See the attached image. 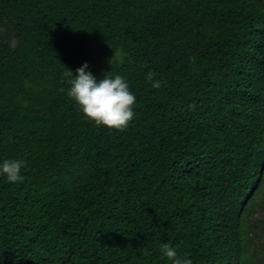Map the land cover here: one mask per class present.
Returning <instances> with one entry per match:
<instances>
[{"label": "trees", "instance_id": "16d2710c", "mask_svg": "<svg viewBox=\"0 0 264 264\" xmlns=\"http://www.w3.org/2000/svg\"><path fill=\"white\" fill-rule=\"evenodd\" d=\"M85 63L126 79L123 130L68 95ZM4 160L0 264H257L264 0H0Z\"/></svg>", "mask_w": 264, "mask_h": 264}, {"label": "clouds", "instance_id": "9594fccd", "mask_svg": "<svg viewBox=\"0 0 264 264\" xmlns=\"http://www.w3.org/2000/svg\"><path fill=\"white\" fill-rule=\"evenodd\" d=\"M88 67L87 63L83 64L76 70L74 77L71 70L63 73L69 77L68 95L77 102L84 116L97 126L123 130L134 117L135 95L121 75L105 74L103 79L97 81L90 71H86ZM156 75L150 71L146 78L153 88L159 89L162 84L153 79ZM22 167V160H4L0 164V173L6 175L8 182L15 183L24 179L21 175ZM161 251L173 264H192L187 257L178 256L177 250L167 243L161 246Z\"/></svg>", "mask_w": 264, "mask_h": 264}, {"label": "rangeland", "instance_id": "374dc122", "mask_svg": "<svg viewBox=\"0 0 264 264\" xmlns=\"http://www.w3.org/2000/svg\"><path fill=\"white\" fill-rule=\"evenodd\" d=\"M249 225L253 239L252 252H256L257 264H264V200L254 209Z\"/></svg>", "mask_w": 264, "mask_h": 264}]
</instances>
